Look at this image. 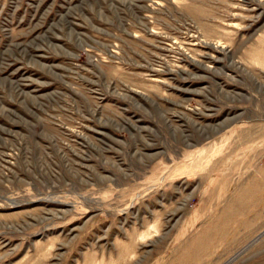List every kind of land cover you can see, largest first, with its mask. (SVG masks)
Here are the masks:
<instances>
[{"label":"rangeland","instance_id":"rangeland-1","mask_svg":"<svg viewBox=\"0 0 264 264\" xmlns=\"http://www.w3.org/2000/svg\"><path fill=\"white\" fill-rule=\"evenodd\" d=\"M0 264H264V0H0Z\"/></svg>","mask_w":264,"mask_h":264}]
</instances>
